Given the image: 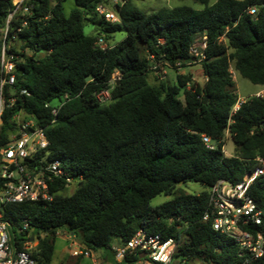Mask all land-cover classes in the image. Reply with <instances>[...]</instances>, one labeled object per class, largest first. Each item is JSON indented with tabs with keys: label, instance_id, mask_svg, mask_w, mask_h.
<instances>
[{
	"label": "trees",
	"instance_id": "obj_1",
	"mask_svg": "<svg viewBox=\"0 0 264 264\" xmlns=\"http://www.w3.org/2000/svg\"><path fill=\"white\" fill-rule=\"evenodd\" d=\"M12 1L0 0V56L13 55L16 67L15 102L3 114L2 132L13 128V114H28L45 129L47 157L59 159L76 180L70 195L55 180L51 202L3 210L12 232L18 221H28L37 239L29 250L34 264H52L62 229L90 251L112 252L113 239L119 245L141 230L173 239L172 258L180 261L264 264V255L252 260L234 239L213 230L209 195L218 181L236 185L252 177L264 159V96L246 98L232 114L238 98L230 72L232 67L264 86V0H195L203 9L179 6L149 14L128 1L116 8V23L96 15L104 0H73L67 15L64 0H22L15 12ZM250 7L255 14L247 12ZM84 22L95 26V34L83 32ZM119 31L125 36L116 41ZM202 36V84L188 71L177 74L175 83L148 82L159 66L177 72L192 64L190 47ZM99 37L106 49L96 45ZM106 90L110 98L101 103L96 95ZM53 100L62 103L55 115ZM226 133L234 145L231 156L224 154ZM191 183L204 190L178 187ZM246 194L262 221L240 227L264 239V174L253 178ZM159 195L170 199L151 206Z\"/></svg>",
	"mask_w": 264,
	"mask_h": 264
},
{
	"label": "built area",
	"instance_id": "obj_2",
	"mask_svg": "<svg viewBox=\"0 0 264 264\" xmlns=\"http://www.w3.org/2000/svg\"><path fill=\"white\" fill-rule=\"evenodd\" d=\"M128 1L134 0H104L95 7V13L110 23L118 22L116 8ZM22 0H13L15 12ZM24 12L27 8L23 9ZM12 12V13H13ZM247 12L255 14L256 9L250 7ZM12 13L9 14L8 20ZM205 36L195 41L190 47L192 63H198L204 58ZM101 49L107 44L101 37L96 41ZM13 55L2 51L0 56V264H34L29 250L37 244V239L31 234L26 219L18 221L11 231L10 224L3 218V210L9 204L24 202L49 203L53 200L51 184L61 180L67 187L76 184V180L66 170L59 159H49L45 153L48 140L45 129L36 124L34 119L23 111L13 114L9 121L13 128L4 135L2 132V117L6 109L13 106L15 98L13 87L15 84V62ZM114 78L112 79V81ZM24 91H20L23 94ZM9 94V96H8ZM255 96H261L256 94ZM101 103L109 100V91L96 95ZM244 99H237L231 113L235 114ZM47 104L46 106H48ZM62 105L58 102L51 114L55 115ZM203 143L210 149L214 146L208 136L202 135ZM261 167L252 177L231 185L225 181H218L209 189L210 203L213 207L212 228L214 231L231 237L238 244L241 251H246L252 260L264 255V239L258 233L252 234L243 230L240 225L247 222L260 225L262 213L256 208L246 191L249 183L259 174H264V159H259ZM207 216L204 217V220ZM19 238H21L19 240ZM20 243L21 248L17 245ZM175 249V242L168 238L163 240L159 235H148L139 230L125 243L112 247L115 264H170ZM73 258L92 259L91 251L82 246H73L70 251ZM139 256L138 261L123 262L124 258Z\"/></svg>",
	"mask_w": 264,
	"mask_h": 264
},
{
	"label": "rangeland",
	"instance_id": "obj_3",
	"mask_svg": "<svg viewBox=\"0 0 264 264\" xmlns=\"http://www.w3.org/2000/svg\"><path fill=\"white\" fill-rule=\"evenodd\" d=\"M216 1L217 0H209L208 5H212ZM132 2L138 9H140L145 14H149L161 8L171 9L179 6H187L195 10H201L204 7L203 5L197 3L195 0H134ZM62 6L64 13L67 15L74 8L73 0H64ZM94 27L95 26H92L84 22L83 32L85 34H95ZM114 36L116 41H119L124 38L125 32L119 31L115 33ZM111 42L114 43V40H112ZM12 45L18 48L20 46V43L15 41L12 43ZM141 54L143 55V51L141 52ZM187 71L191 73L193 82H197L200 84L203 83L204 78L198 63L189 64L185 68L178 69L177 72L169 66H159L158 70L156 72H151L148 75L147 79L150 84H156L158 80L175 83V74H177L178 72H181L179 74H183L184 72ZM230 72L233 76V81H234V94L238 99L245 100L246 98L255 96L256 94H260L261 96H264V86L252 84L245 78L241 77L240 74L234 71L232 67H230ZM179 97L182 98V94H179ZM52 104L57 105L58 101L53 100ZM223 149H224V154L226 156H231L234 152V145L230 140L228 133H226V143ZM178 187L183 189L187 193H200L202 190H204L203 187L194 183L188 185H179ZM75 188H76V184H70L65 188L62 194L70 195L75 190ZM169 199L170 197L159 195L154 199H152L150 204L151 206H156ZM116 244L117 241L113 239L111 242V247H114ZM78 245H80V242L77 238H75V236H73L66 230L63 229L59 230L57 232L54 241V253L52 258V264H91L90 262L91 259L89 258L77 259L71 257L70 251L73 249V246L75 247ZM104 252L112 255V252L109 250L91 251L92 259H100L101 254ZM170 264H206V263L201 260L184 262V261H180L178 258H172Z\"/></svg>",
	"mask_w": 264,
	"mask_h": 264
},
{
	"label": "crops",
	"instance_id": "obj_4",
	"mask_svg": "<svg viewBox=\"0 0 264 264\" xmlns=\"http://www.w3.org/2000/svg\"><path fill=\"white\" fill-rule=\"evenodd\" d=\"M179 73H181V72H178L177 74H179ZM177 74H175V77ZM170 83H174V82H170ZM90 262H91V264H115V260H114L113 255H110V254L107 255V254H103V253L100 256V259H91Z\"/></svg>",
	"mask_w": 264,
	"mask_h": 264
}]
</instances>
